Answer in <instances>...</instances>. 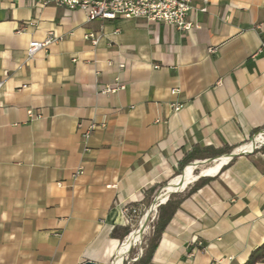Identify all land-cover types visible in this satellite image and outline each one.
Returning a JSON list of instances; mask_svg holds the SVG:
<instances>
[{
    "label": "crops",
    "instance_id": "0c3cea01",
    "mask_svg": "<svg viewBox=\"0 0 264 264\" xmlns=\"http://www.w3.org/2000/svg\"><path fill=\"white\" fill-rule=\"evenodd\" d=\"M191 6L187 32L0 0V264H113L138 223L125 208L205 148L247 154L180 205L152 264H244L264 243V151L246 150L264 131V0ZM91 122L105 126L85 141Z\"/></svg>",
    "mask_w": 264,
    "mask_h": 264
},
{
    "label": "built area",
    "instance_id": "2783aa9c",
    "mask_svg": "<svg viewBox=\"0 0 264 264\" xmlns=\"http://www.w3.org/2000/svg\"><path fill=\"white\" fill-rule=\"evenodd\" d=\"M42 6L54 5L57 7L66 8L68 10L83 11L89 22L102 20L113 21L117 19H142L150 24L164 25L190 32L195 27L192 22L188 20V14L192 10L191 0H39ZM206 12V8L202 9ZM102 35L97 32H88L85 34V39L90 41L92 45L98 46ZM56 41L53 35H49L43 41H33L29 45L28 59L32 60L40 51H46ZM210 53H215L214 48L209 49ZM2 86V84H0ZM119 91V87H106L102 89L103 93L113 94ZM173 93L176 90L172 91ZM176 110L178 107L175 108ZM30 118H39L33 110L28 111ZM105 124H98L91 122L89 128L82 134L85 141H88L92 133ZM264 131L259 132L253 140L249 143L253 145L251 152L260 149L264 146ZM84 172L80 167L76 170L74 177L77 178ZM125 213L128 220L132 223L138 221L142 214V210L136 204H130L125 208ZM120 252L116 255L115 260L122 256ZM127 253V252H126ZM143 253V249H140ZM123 257V256H122ZM116 262H113L115 264ZM131 264V261L128 262Z\"/></svg>",
    "mask_w": 264,
    "mask_h": 264
},
{
    "label": "trees",
    "instance_id": "16d2710c",
    "mask_svg": "<svg viewBox=\"0 0 264 264\" xmlns=\"http://www.w3.org/2000/svg\"><path fill=\"white\" fill-rule=\"evenodd\" d=\"M235 149H236L235 147H227L223 150H211V149H206V148L198 150L196 153L194 152L186 158V161L182 164V168L179 170L177 175H180L182 173L186 164L191 163L195 161L196 159L205 160L209 158L218 157L226 153H232ZM260 149L264 151V146L261 147ZM224 168L225 167H223V169ZM209 180H210V177H201L200 179L196 181V183L193 186H191L184 192L180 194H172L169 200L166 202V204L161 205L158 208V211H159L158 216H157L156 221L152 225L151 234L148 238H145L144 240L143 254L140 257V259H138L137 261L131 264H152V260L158 248L160 239L164 231L168 227L169 223L171 222L172 218L174 217L176 211L179 209L180 205L187 198L192 196L198 189L203 187ZM154 191H156V188H154L151 193H154ZM116 231L117 230H115L114 234H116ZM125 231H126L127 236L130 235V233L132 232L130 228H127ZM132 253H133V250H131V254ZM260 263H264V243L258 246L257 248H255L251 252L248 260L244 264H260Z\"/></svg>",
    "mask_w": 264,
    "mask_h": 264
},
{
    "label": "bare ground",
    "instance_id": "6f19581e",
    "mask_svg": "<svg viewBox=\"0 0 264 264\" xmlns=\"http://www.w3.org/2000/svg\"><path fill=\"white\" fill-rule=\"evenodd\" d=\"M262 140H264V138ZM248 146L249 147L246 150L247 151H251L253 149V145L249 144ZM226 162H227L226 159H223L216 167L215 166L214 167H210V168L204 170L202 174H204L206 176L215 175L219 171V169L221 168L222 164H224ZM191 169L192 170H191V174L190 175H183V176L177 177V178L173 179V181L171 183L168 184V186L166 187V189H167L166 195H160L158 197L156 205L154 206L152 211L150 213H146L144 215V217L142 218V220L140 222V225H141V227H142V229L144 231L142 232V229H140L136 233H134L132 235L131 239H130V244L136 245L137 243H139L141 241L142 236H144V234H145V232L147 230L148 222H149L150 218L152 217V213H153V211L158 210L160 203L164 202L167 199L168 196L172 195L173 192L176 191V188H178V187L183 188V187L187 186L188 184H190L191 182H193L196 179V175H193V173H194V170L197 169V168L195 166L191 165ZM170 193H172V194H170ZM143 219H144V226H142ZM152 219H153L152 221H154L156 219V217H153ZM137 237H138V239L135 240ZM127 249L128 248H124L120 254L122 256L124 254H126ZM122 256H119L117 258V261H116L115 264H119V262L122 259Z\"/></svg>",
    "mask_w": 264,
    "mask_h": 264
},
{
    "label": "rangeland",
    "instance_id": "374dc122",
    "mask_svg": "<svg viewBox=\"0 0 264 264\" xmlns=\"http://www.w3.org/2000/svg\"><path fill=\"white\" fill-rule=\"evenodd\" d=\"M193 164V163H192ZM219 163L218 162H216V163H209V164H205V165H200L199 167H197V169H195L194 170V173H193V175H196V177H198V176H201L202 175V173H203V171L204 170H206V169H208V168H210V167H216L217 165H218ZM191 165H190V167H189V169H187L185 172H184V174L183 175H190L191 174ZM182 174V173H181ZM181 174L180 175H177V176H175V177H180L181 176ZM208 177V176H207ZM173 179H175V178H173ZM172 180H170V181H168V182H165L162 186H161V188H159V190H158V194H157V196L159 195H166V187L168 186V184L171 182ZM196 183V181H193V182H191L188 186H187V188L185 189V190H187L188 188H190L191 186H193L194 184ZM165 187V188H164ZM179 188L180 187H178V188H176V191H178L179 190ZM178 189V190H177ZM181 189V188H180ZM184 190V191H185ZM183 191V192H184ZM180 194V193H179ZM158 196V197H159ZM149 207H150V205L145 209V210H143V212H142V214H141V216H140V218H139V220H138V223H137V226H136V228L139 226V224H140V222H141V220H142V218L144 217V215L147 213V211H148V209H149ZM158 210H156V211H153V213H152V217L150 218V220H149V222H148V226H147V230H146V232H145V234H144V236H143V240L142 241H140L137 245H135V246H133L130 250H129V252H127L126 254H124L123 255V257H122V259H121V261L119 262V264H128V262L129 261H131V263H132V260H133V258H134V256H133V258H132V256L130 257V254H131V250H135V253H134V255H140L141 253H140V249L142 248L143 249V246H144V240H145V238H148L149 236H150V234H151V228H152V225L154 224V222L156 221V219H157V216H158ZM153 217H156V219L154 220V221H152L153 219ZM145 219V218H144ZM144 219H143V222H142V226H144ZM136 228L133 230V231H135L136 230ZM132 231V232H133ZM131 232V233H132ZM141 233V232H140ZM139 233V234H140ZM139 237V236H138ZM138 237L135 239V240H137L138 239ZM136 256V257H137Z\"/></svg>",
    "mask_w": 264,
    "mask_h": 264
},
{
    "label": "water",
    "instance_id": "95a60500",
    "mask_svg": "<svg viewBox=\"0 0 264 264\" xmlns=\"http://www.w3.org/2000/svg\"><path fill=\"white\" fill-rule=\"evenodd\" d=\"M250 153H252V152H250ZM243 154H247V153L242 152V151H240V150H237V151H233L232 153H230V154H228V155H225L224 157H225V159H226V161H227L226 163H228L229 161H231V160L235 159L236 157H239V156H241V155H243ZM220 159H221V158L208 159V160H205V161L195 162V163L190 164V165H193V166H195V167L197 168V167H199L200 165H205V164H209V163H216V162H218ZM185 169H186V168H185ZM184 171H185V170H184ZM184 171L182 172L181 176H183ZM201 177H207V176L204 175V174H202L201 176L196 177V179H195L194 181H197V180L200 179ZM188 185H189V184H188ZM188 185H187V186H188ZM187 186H185V187L179 189V190L176 191V192H173V194H179V193H182V192L187 188ZM165 189H166V188H165ZM170 194H172V193H170ZM158 196H159V195H158ZM158 196H156V198L153 200V202H152V204L150 205V207H149L147 213H150V212L152 211V209L154 208V206L156 205V202H157ZM170 196H171V195H170ZM170 196H168L167 199H166L164 202L160 203V204H159V207H160L161 205L166 204V202L169 200ZM140 229H142V227H141V225L139 224V226L136 228V230L133 231L132 233H130L128 239H127L126 242L122 245V250H123L124 248H128V249H127V252H129V250L133 247V244H130V239H131L132 235H133L134 233H136V232H137L138 230H140ZM143 231H144V230L142 229V232H143ZM142 240H143V236H142ZM142 240H141V241H142ZM114 262H116V260H115ZM86 264H96V263H94V262H88V263H86Z\"/></svg>",
    "mask_w": 264,
    "mask_h": 264
}]
</instances>
